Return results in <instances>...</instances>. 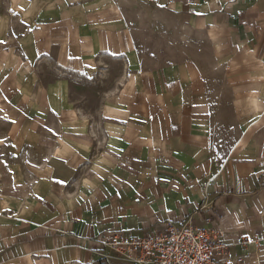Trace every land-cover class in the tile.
I'll use <instances>...</instances> for the list:
<instances>
[{
    "label": "crops",
    "instance_id": "0c3cea01",
    "mask_svg": "<svg viewBox=\"0 0 264 264\" xmlns=\"http://www.w3.org/2000/svg\"><path fill=\"white\" fill-rule=\"evenodd\" d=\"M38 59L109 72L98 110L35 95ZM1 130L42 161L0 209V264H128L108 237L169 222L264 264V0H0Z\"/></svg>",
    "mask_w": 264,
    "mask_h": 264
},
{
    "label": "rangeland",
    "instance_id": "374dc122",
    "mask_svg": "<svg viewBox=\"0 0 264 264\" xmlns=\"http://www.w3.org/2000/svg\"><path fill=\"white\" fill-rule=\"evenodd\" d=\"M1 52V55L6 53V51ZM112 62L113 66H120L119 63ZM25 79L28 83H32L35 95H38L39 91L46 95V89H49L52 93L55 92L58 96L65 97L67 101L65 106L83 108L90 106V109H95V111L98 110L102 102L100 92L109 86L111 81L113 82L110 73L105 72V70L91 75L75 74L64 71L49 59L33 61L32 67L26 69ZM0 132V161H2L0 162V209L1 207H8L10 210L32 196L37 182L36 176L40 173L41 165L39 163L42 161V156L39 153H33L32 159L37 160V162L24 163L23 155L20 154L23 150L21 148L9 149L6 145L10 141L7 138L8 135L2 130ZM6 167L11 171V179L4 177L7 174ZM13 185L15 186V193L11 192ZM99 264L104 263L100 262Z\"/></svg>",
    "mask_w": 264,
    "mask_h": 264
},
{
    "label": "built area",
    "instance_id": "2783aa9c",
    "mask_svg": "<svg viewBox=\"0 0 264 264\" xmlns=\"http://www.w3.org/2000/svg\"><path fill=\"white\" fill-rule=\"evenodd\" d=\"M259 240L257 236L255 242ZM104 245L128 264L244 263L243 256H237L234 261L221 259L219 255L227 251L228 245L219 240L217 230L208 225L196 226L189 222H169L165 231L142 236L113 233ZM108 256L106 254L104 258L107 260Z\"/></svg>",
    "mask_w": 264,
    "mask_h": 264
}]
</instances>
